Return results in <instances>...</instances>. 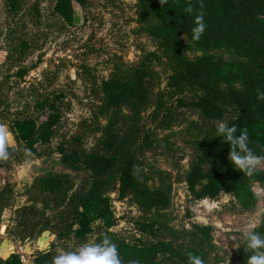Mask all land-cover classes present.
<instances>
[{"label":"rangeland","instance_id":"1","mask_svg":"<svg viewBox=\"0 0 264 264\" xmlns=\"http://www.w3.org/2000/svg\"><path fill=\"white\" fill-rule=\"evenodd\" d=\"M138 2L89 0L86 8L75 4L74 22L69 24L54 12V0H23L15 11L0 0V146L7 153L6 158H0V210L8 197L7 207L0 213V259L16 253L24 255L27 264H36L34 258L42 251L52 250L56 256L75 251L86 242H98L103 233L98 224L84 241L65 240L49 230L21 240L16 237L21 230H14L13 225L18 208L34 202L29 197H34L40 176L71 172L60 160L58 145L91 151L103 137L112 109L103 104L99 88L102 79L142 63L153 69V78L150 100L137 120L140 138L133 152L138 159L137 175L143 191H163L169 203L148 211L130 197L120 200L113 190L117 224L111 231L135 241L146 238L138 229L145 220L157 221L164 229L162 233L167 237L173 233L169 237L174 238L189 236L197 225H208L212 247L204 264H245L248 253L243 251V244L240 248L233 245L249 220L264 234V181L251 183L254 201L248 208L230 193H222L215 200H196L189 192L185 176L197 154V144L235 113L227 110L221 119H206L193 104L194 90L169 86L173 68L146 24L140 22ZM183 40L190 59L215 56L248 61L230 46L201 51L186 36ZM233 86L242 88L243 83ZM57 93L63 95L57 99L60 123L49 142L38 143L37 151L29 153L10 131V115L22 111L45 119L46 112L34 110L35 101L46 96L54 99ZM122 112L129 114L126 108ZM145 136L152 144L143 143ZM253 170L264 173V158ZM36 205L44 206L42 200ZM52 206L50 202L44 218H53L54 226L58 210Z\"/></svg>","mask_w":264,"mask_h":264},{"label":"trees","instance_id":"2","mask_svg":"<svg viewBox=\"0 0 264 264\" xmlns=\"http://www.w3.org/2000/svg\"><path fill=\"white\" fill-rule=\"evenodd\" d=\"M5 1L15 11L23 0ZM88 2L54 0L53 10L65 22L73 24L75 4L86 8ZM189 6L191 11L187 10ZM137 9L140 22L146 24L148 33L158 41L171 63L169 86L194 90L193 104L206 119H221L227 110L233 111V118L226 123L236 125L237 132L246 129L249 148L264 158V98H258V93H264V0H167L166 4L160 0H139ZM199 14H203L204 31L198 40H193L194 18ZM183 36L201 51L230 46L247 56L248 61L215 56L190 59ZM152 78L153 69L142 63L102 79L99 85L102 101L108 110L112 109L103 137L91 151L58 145L60 160L71 172L48 173L36 180L34 197H29L34 202L18 208L13 227L21 232L16 237L25 240L49 230L65 240L84 241L98 224L103 230L98 242L104 236L109 237L117 246L121 264L166 261L188 264V254L206 260L212 247L208 225H197L198 229L189 236L174 238L169 237L173 233L168 237L163 234L164 229L157 221L145 220L138 229L146 238L135 241L122 239L111 231L117 224L113 190L120 200L130 197L148 211L169 203L163 191L142 190L137 175L138 159L133 153L140 138L137 120L150 100ZM236 82H242L243 87H234ZM62 97V93H57L54 99L47 96L36 99L34 110L47 114L42 120L32 113H11L10 131L29 153H35L38 143H47L53 137L61 120L58 100ZM124 108L129 114H123ZM143 143L150 145L152 141L145 136ZM228 152L229 145L217 137L216 131L207 135L197 144V154L185 182L196 200H215L222 193H230L248 208L254 201L251 183L264 181V173L253 170L249 176L235 169L227 159ZM39 200L44 206L36 205ZM50 202L58 210L54 226L53 218H44ZM7 204L8 197L0 213ZM53 257L55 252L45 250L34 258V263L49 264ZM0 264L24 263L14 253L0 259Z\"/></svg>","mask_w":264,"mask_h":264},{"label":"clouds","instance_id":"3","mask_svg":"<svg viewBox=\"0 0 264 264\" xmlns=\"http://www.w3.org/2000/svg\"><path fill=\"white\" fill-rule=\"evenodd\" d=\"M160 3L166 4L167 0H160ZM187 10L192 9L189 6ZM194 25L192 39L198 40L204 31L203 14L194 18ZM258 98H264V93H258ZM215 131L217 137L229 145L227 159L232 166L246 175H252L260 157L249 148L247 130L237 132L236 125L220 122ZM6 157L7 153L0 146V158ZM256 227L254 221L246 222L240 229L239 241L233 245V248H240V244H243V251L248 253L245 264H264V234L256 231ZM187 259L188 264H204L199 256L188 254ZM52 264H121V259L116 244L104 236L99 242H86L75 251L61 252L53 257Z\"/></svg>","mask_w":264,"mask_h":264},{"label":"built area","instance_id":"4","mask_svg":"<svg viewBox=\"0 0 264 264\" xmlns=\"http://www.w3.org/2000/svg\"><path fill=\"white\" fill-rule=\"evenodd\" d=\"M20 256V255H19ZM20 259L22 260V262L24 263V264H27V260H26V258H25V256L24 255H21L20 256Z\"/></svg>","mask_w":264,"mask_h":264},{"label":"water","instance_id":"5","mask_svg":"<svg viewBox=\"0 0 264 264\" xmlns=\"http://www.w3.org/2000/svg\"><path fill=\"white\" fill-rule=\"evenodd\" d=\"M20 204L18 203V206H19Z\"/></svg>","mask_w":264,"mask_h":264}]
</instances>
